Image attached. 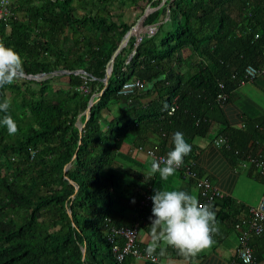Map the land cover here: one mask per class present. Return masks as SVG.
<instances>
[{
    "label": "trees",
    "instance_id": "trees-1",
    "mask_svg": "<svg viewBox=\"0 0 264 264\" xmlns=\"http://www.w3.org/2000/svg\"><path fill=\"white\" fill-rule=\"evenodd\" d=\"M147 4L142 24L154 32L142 33L136 44L128 37L85 114L90 95L103 87L92 78L103 76ZM10 9L16 17L0 21V43L20 55L22 73L44 76H19L0 88V102H11L8 114L18 126L9 135L0 125V264H125L111 251L107 227L123 225L127 211L149 223L152 200L138 202L145 192L154 194L155 174L137 169L131 150L151 134L150 146L166 156L179 131L191 145L183 163L192 158V138L233 111L230 98L245 65L264 66V0H10ZM55 69L83 73L51 74ZM131 77L144 81L142 91L118 95ZM220 90L228 94L222 105L215 102ZM220 120L229 151L264 136V115L240 130L229 127V118ZM210 205L216 220L234 229L243 207L228 196ZM252 238L250 246L264 241V231ZM252 252L255 259L259 253ZM229 262L242 264L235 255Z\"/></svg>",
    "mask_w": 264,
    "mask_h": 264
},
{
    "label": "crops",
    "instance_id": "crops-1",
    "mask_svg": "<svg viewBox=\"0 0 264 264\" xmlns=\"http://www.w3.org/2000/svg\"><path fill=\"white\" fill-rule=\"evenodd\" d=\"M186 70L187 68L184 67L183 71ZM187 71L189 72V70ZM255 80L247 84L257 87L254 84ZM233 96L230 98V105L234 112L228 110L224 113L225 117L221 114L217 117L218 121H212L204 136L192 138L191 144L193 148V156L190 160L194 164L196 172L203 177H207L211 182L217 185L222 192H224L222 199L228 196L233 200L234 205H240L243 207L242 211H240L237 215L238 218L241 219L248 206L256 205L261 193L264 190L263 180L260 179L258 175V168L254 167L250 160L257 157L264 159V136L257 138L258 140L255 141L247 140L246 142L243 141L242 144L241 142L237 143L233 148V152L226 148L229 145L228 142L224 147L222 143H215V139L221 135L220 131L222 127H224L223 124L220 123V119L229 118V127L231 129L240 130L249 126L248 122L250 118H257L264 115V109H261L260 111L254 109L252 106L255 105V103L251 100L245 98L246 104H244L239 100H235L236 96ZM142 100H146V97H142ZM211 127L214 129V133L212 135L208 133ZM206 135L207 137H205ZM231 135H235V133H232ZM147 138L149 140L146 144L138 146V149L135 148L131 150V156L134 155L133 158L137 161V169L142 170L143 174H149L150 165L153 160L147 154L146 149L152 146V142L155 141V136L147 134ZM239 148H245V154L242 156L237 153L236 149ZM183 174L184 173L182 171L180 172L177 170L176 173L169 177L167 181H162L159 174L157 175L156 173L154 175V184L151 188V193H154L155 189H177L186 191L189 194H194L198 199L197 187L191 179L185 177ZM240 187L253 188L251 191H244L241 195L238 193V189ZM138 206L141 207L139 203ZM146 208L149 214H151L149 216L150 218L152 216V204ZM215 208L217 209V206H215ZM244 208L245 210L243 211ZM122 221L123 224L126 225H129L134 221H138L141 225L137 235L140 244H148L150 241V222H146V217L143 218L142 216L135 215L133 211H127ZM219 221H217L219 233L213 236L215 243L210 248L204 249L201 253H199L191 264L230 263L229 261L235 254L237 246V233L230 227L229 221ZM254 236L255 235H252L254 239L259 237V235ZM250 247L252 250L258 251L259 253L251 264H264V241L260 240L257 244ZM154 254L157 257V261L155 263L128 257L125 260V264H183V257L179 256L172 248H168L164 256L159 255V249H157V252Z\"/></svg>",
    "mask_w": 264,
    "mask_h": 264
},
{
    "label": "clouds",
    "instance_id": "clouds-1",
    "mask_svg": "<svg viewBox=\"0 0 264 264\" xmlns=\"http://www.w3.org/2000/svg\"><path fill=\"white\" fill-rule=\"evenodd\" d=\"M142 26H143L141 29L142 31H138V33L139 32L145 33L146 26L148 25L142 24ZM136 33L137 32H135L134 34ZM134 34L132 35L134 36ZM22 71H23V61L20 55L13 48L6 47L3 43H0V88H4L6 85H11L15 83L16 80L19 78L20 74L22 73ZM249 82H252V80L246 81L243 84H238L237 81V85L241 86ZM142 89L137 91L136 93L142 91ZM132 95H129L127 97L130 98V96ZM227 95L228 94L226 93V98ZM215 102H216V96H215ZM223 103L221 104L217 103V104L222 105ZM10 106H11V102L7 98H5L2 102H0V113H3V115L0 116V125L5 126L7 128V132L9 135H14L18 132V126L15 120L12 118V116L8 114ZM218 138H222V141L217 142ZM171 139H172V143L174 144V148L168 151L166 156H162L158 160L153 159L150 165L149 175H154L156 173H159L160 179L162 181H167L169 177L173 176L176 173L177 170L181 172V170L178 168H180L183 165L184 157L190 154L191 152V145L186 141L182 132L179 131L175 132L172 135ZM215 143H222V145H226L227 144L226 137L224 135H219L215 139ZM257 159L264 160L263 158L260 157H257ZM188 161L192 162L191 160ZM252 165L254 167H257L254 164V162H252ZM192 168L196 172L193 163H192ZM258 175L260 179H262L259 170H258ZM196 176L198 178H205L213 186H215L220 190V188L217 185H215L213 182H211L207 177H203L198 172H196ZM189 179H191L195 184V179L193 178H189ZM195 186L197 187L196 184ZM146 193L150 196L149 192H145L144 194ZM263 193L264 190L261 193V195ZM197 195L198 197H200L198 187H197ZM150 199L152 200V209H151L152 216L149 218L150 241L148 242L147 245L140 244L139 238L137 236L141 225L138 223V221H134L132 223H136L137 225L136 242L138 243L139 246L144 247V249L146 248L145 252L148 257L152 258L153 256H155V260L151 261L143 258H134L133 256L127 254L121 260L116 258L118 262L124 261L126 258L130 257L136 260L140 259L147 262L155 263L157 261V257L154 253L157 252V249H159V255L164 256L166 254V250L168 248H172L177 252L179 256L183 257V264H191V262L194 261V259L197 257L199 253H201L204 249L210 248L215 243L213 236L219 233V226H218V222L216 221L215 212L212 210V206L210 204H202L200 203V198L198 200L194 194H189L186 191L177 190V189H172V190L156 189L154 194L150 196ZM150 199L148 204L150 203ZM250 207L253 206L247 207L243 217H245L248 214V209ZM261 224H262V231L260 234H258L259 236L264 231V218L261 220ZM110 226L111 225L107 227L108 242H110L108 237L110 232L109 230ZM252 235L255 234H251L250 236ZM119 242H121V238H119V241L117 243L119 244ZM237 246H238V242H237ZM234 255L236 256V249ZM253 261H254V256H253ZM242 264H251V263H242Z\"/></svg>",
    "mask_w": 264,
    "mask_h": 264
},
{
    "label": "built area",
    "instance_id": "built-area-1",
    "mask_svg": "<svg viewBox=\"0 0 264 264\" xmlns=\"http://www.w3.org/2000/svg\"><path fill=\"white\" fill-rule=\"evenodd\" d=\"M167 16V14H166ZM165 16V18H166ZM15 18V14L12 13L10 9V0H0V21L7 23L10 19ZM154 32V27L151 25L146 26L145 33L152 34ZM142 32H137L134 34V44L138 43L141 39ZM262 54L264 55V47L262 49ZM264 76V66L259 68L254 67L252 64H247L243 68V79L238 81V84H243L246 81L252 80L254 77ZM144 85V81L140 78L131 77L123 81L117 89V94L121 96H129L137 91L141 90ZM219 88H223L221 82L218 83ZM226 99V93L219 91L216 94V102L221 104ZM175 107V104L170 106L169 112L172 111ZM222 138H218L217 142H221ZM156 146L146 149L147 154L152 159H159L162 157L158 155L156 151ZM33 150H29V157L33 155ZM258 167L259 173L263 179L264 185V160L252 158L250 159ZM184 174L185 177L195 179V184L199 190L200 203L210 204L214 199L221 198L223 192L213 186L205 178H198L196 172L192 168V162L187 161L178 168ZM150 196L146 193L139 199L140 206H146L149 202ZM264 218V193L260 196L258 203L248 209V214L233 223V228L237 232V242L238 246L236 248V257L242 263H252L253 255L251 247L248 245V237L251 234L258 235L262 231L261 220ZM136 223L131 225H114L110 226L109 240L112 241L111 250L115 254L116 258L121 260L125 255L129 254L134 258H143L148 260H155V256L152 258L146 255L144 247H141L136 242V233H137ZM115 237L121 238L119 244L116 242Z\"/></svg>",
    "mask_w": 264,
    "mask_h": 264
},
{
    "label": "water",
    "instance_id": "water-1",
    "mask_svg": "<svg viewBox=\"0 0 264 264\" xmlns=\"http://www.w3.org/2000/svg\"><path fill=\"white\" fill-rule=\"evenodd\" d=\"M150 7H149V4H147L144 9H143V12L142 14L136 19L135 23L130 26L125 34L122 36V38L119 40V42L116 44L114 50L112 51L108 61H107V64H106V67H105V70H104V74L102 77L100 78H92V79H99L102 83H103V87L101 88V90L97 93H92L88 99V103H87V106H86V109L84 110V113L87 114L88 111H89V108L91 106V104L95 101L96 97L99 96L102 92V90L104 89V87L106 86L107 84V81H108V78L110 76V73L112 71V68H113V61H114V57L117 53V51L120 49V47L126 42V40L128 39V37L131 35V34H134L135 32H138V31H142V19L150 12ZM77 72H81L83 73L82 70H65V69H55L51 72V74H68V75H75L77 74ZM83 77H85L84 74H81ZM20 76H24L26 79H34V80H39L41 79L43 76H44V73H36V74H24V73H21ZM83 125V122L80 123L77 128L80 130L81 127ZM74 157V156H73ZM65 168H63V171H64ZM74 188H76V184H74ZM67 213L70 214V211L67 210ZM83 253H84V248H82V257H83Z\"/></svg>",
    "mask_w": 264,
    "mask_h": 264
},
{
    "label": "rangeland",
    "instance_id": "rangeland-1",
    "mask_svg": "<svg viewBox=\"0 0 264 264\" xmlns=\"http://www.w3.org/2000/svg\"><path fill=\"white\" fill-rule=\"evenodd\" d=\"M135 15H138V11L135 12ZM16 17V16H15ZM257 87L250 85V84H244L239 86L235 91H234V96L235 100H239L241 103L246 104V99L251 100L255 105L252 107L257 110L264 109V80L259 78L255 80L254 83ZM238 95V96H237ZM209 134L214 133L213 127H211L208 131ZM207 137V135L205 136ZM253 187H240L238 189V193L241 195L244 193V191H251Z\"/></svg>",
    "mask_w": 264,
    "mask_h": 264
}]
</instances>
